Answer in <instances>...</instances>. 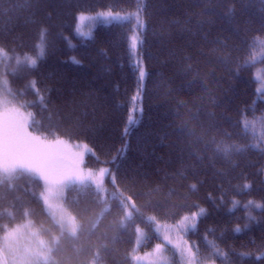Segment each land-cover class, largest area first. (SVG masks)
I'll return each mask as SVG.
<instances>
[{
    "label": "trees",
    "instance_id": "trees-1",
    "mask_svg": "<svg viewBox=\"0 0 264 264\" xmlns=\"http://www.w3.org/2000/svg\"><path fill=\"white\" fill-rule=\"evenodd\" d=\"M138 8L148 22L142 63L149 75L143 111L133 113L131 97L138 77L133 60L139 58L130 46L134 22L99 25L89 39L77 36L75 27L80 12L124 14ZM42 29H47L45 57L36 70L25 67L10 76L14 99L34 113L33 131L44 129L48 139L59 136L88 144L92 153L85 159L86 167H109L116 174L115 183L107 179L104 199L91 186L67 190L64 203L78 223L72 235L48 214L39 179L24 172L2 178L0 240L8 228L30 220L50 248L49 259L40 264H133L137 228L146 236L139 254L159 241L157 221L172 224L202 207L206 211L187 233L188 240L205 255L212 252L210 241L228 253L226 259L214 257L217 264H264V207L255 206L264 204V146L249 148L229 161L200 151L203 144L190 147L194 137L178 130L197 112L195 101L201 115L190 127L196 128V135L218 124L233 134L232 139L218 135L226 143H258L242 121L252 122L257 133L264 121V95H259L254 77L264 60L252 61L264 56L259 0L0 2V45L17 55H37ZM217 40L219 44L212 43ZM200 50L223 56L225 62L206 65ZM197 62L199 69L214 67L217 76L205 75L189 89L191 75L183 69ZM30 81L35 87H28ZM169 190L179 194L163 195ZM127 199L133 202L128 219ZM233 200L238 202L235 208ZM249 201L254 204L245 208ZM249 213L255 219L250 220ZM237 225L242 231H235ZM244 252L254 255H238Z\"/></svg>",
    "mask_w": 264,
    "mask_h": 264
},
{
    "label": "snow or ice",
    "instance_id": "snow-or-ice-1",
    "mask_svg": "<svg viewBox=\"0 0 264 264\" xmlns=\"http://www.w3.org/2000/svg\"><path fill=\"white\" fill-rule=\"evenodd\" d=\"M2 2V0H0ZM259 4L261 5V10L264 11V0H259ZM12 5L10 4L9 7ZM194 6H198L195 5ZM86 17V13L80 12L78 13V19L83 21ZM97 19H102L104 23L111 24L112 21H135V29L133 34L130 36V46L132 52L135 56L139 58H135L133 60V67L138 72L137 77V87L136 90L131 97L132 109L133 113L137 111H143L142 101L144 94V81L148 77L149 73L147 71V67L142 63L143 56L142 53L146 51L143 48L145 44L148 22L143 15L142 11L138 8V10L134 13H129L126 16L120 15V13L112 12V11H102L96 17ZM198 25L202 29L204 21H197ZM191 31V30H189ZM47 32V29L41 30V38L40 43L37 45L38 47V55L31 54H14L13 50L10 48H6L0 45V102L4 104L3 114L0 115V151L5 153H34L39 154L48 150L45 146H64L68 148L69 152H71L74 157V165L77 168L83 170V162L85 153L92 151L89 148L88 144H76L71 147L68 146V142L59 136H56L55 139H48L47 130L41 129L38 131H30V121L34 118V113L31 111L24 113L21 111V108L24 107L23 104L20 107H9V99L8 95L11 93V89L8 87L7 75L6 71L10 70L12 73H16L19 69V66L23 65L27 68L28 71H34L38 68L39 62L45 57L47 42L44 39V35ZM81 35L87 36L88 33H81ZM206 39V34H205ZM212 43L219 44L220 42L213 41ZM260 43L264 46V38L260 39ZM226 47V46H225ZM213 52L218 51V49H212ZM200 55L205 57L206 65H215L217 63H223L224 57H214L205 53L203 50H200ZM14 61L15 65H11L8 62ZM77 62V61H74ZM183 71L187 72L191 75V80L188 81V88L191 89L193 85L197 81L203 80L204 76H211L215 78L217 73L214 67H205L204 69H199V62L197 63H189L183 69ZM36 82L30 81L28 87H35ZM181 106L185 105L184 101L179 102ZM192 107L197 108V112L193 113L187 120H184L181 127L178 129L181 132H187L189 136H193L194 139L190 142V147H195L197 145L203 144L204 147L200 151L203 152H212L214 155H222L225 160H231L234 155H243L249 148H261L264 146V121L261 123V128L259 133H257L255 125L244 119L242 121L245 131L251 130L253 139L258 141V143L253 144H244V143H226L225 139H218V135H222L223 137H227L228 139L233 138V134H229L227 132H223L218 124L210 125L208 131L201 130L200 135H196V128L194 126L190 127L192 120H198L200 118L201 112L197 103L192 102ZM209 116L213 114L209 113ZM177 118H180L179 113H177ZM130 122L134 123L130 117ZM39 123V121H37ZM215 131L217 135H212V132ZM55 135V133H51ZM73 149H76L73 151ZM90 176L93 173L90 171L88 173ZM95 174L98 175L99 180L97 183H102L105 176L110 179H114L116 174L113 173L109 168L100 167L98 170H95ZM245 188H249L250 185L245 184ZM196 185H191L190 189L194 190ZM156 192H160L161 189L159 187H155ZM175 190H169L167 193H163V195H178ZM189 194H193L191 191ZM115 198V197H114ZM237 201L233 200V208L236 207ZM254 204L253 201H249L248 204L244 205L245 208H248L250 205ZM195 206V205H194ZM256 207H264V204H256ZM198 207V206H195ZM205 209L202 207H198V211L186 213L179 220L175 221L172 224H160L157 221V231L163 229L164 239L166 241L171 242V237L169 235L170 231H175L177 234V241L175 243V248L178 250L179 258L181 264H217L216 259L214 257L220 256L225 259L228 257V253L224 252L217 244L209 242L212 247V252L210 254L205 255L200 247L194 242L184 238L190 230H193L197 227V220L200 216L204 215ZM249 219H255L249 213ZM149 221H153L152 217L147 218ZM247 227V225H245ZM236 232L242 231L239 225L235 228ZM162 244H156L154 246L155 251L157 253L158 260H162L163 256L161 255ZM148 255H151L149 253ZM239 256H250L254 255L253 253L244 252L238 253ZM261 256H264V252L261 253ZM131 258L134 261H139L141 257L135 253L131 254ZM155 264V262H154Z\"/></svg>",
    "mask_w": 264,
    "mask_h": 264
},
{
    "label": "rangeland",
    "instance_id": "rangeland-1",
    "mask_svg": "<svg viewBox=\"0 0 264 264\" xmlns=\"http://www.w3.org/2000/svg\"><path fill=\"white\" fill-rule=\"evenodd\" d=\"M98 14H86L83 21H80L77 17L75 27L77 36L83 39H89L93 36L97 26L110 25L104 23L102 19H97L96 17ZM128 14L129 13H120L122 16ZM132 21L134 22V30H136L135 21ZM124 22L128 21H112L111 24ZM81 33H88V35L84 36L81 35ZM261 60H264V56H260V58L258 57V59H253L252 61L260 62ZM8 63L13 66L15 65L14 61H9ZM24 68L25 66L23 65L19 66L16 73H19ZM16 73H12L10 70L6 71L8 87L10 76ZM254 77L257 82L258 93L262 97L264 95V68L262 65L259 64L255 69ZM8 99L9 107H20L19 102L14 99L12 92L8 95ZM3 109L4 104L0 102V115L3 114ZM21 111L24 113L29 112L24 108H21ZM31 124L32 121H30V131H33L31 129ZM67 142L69 147L76 144H82ZM45 147L48 150L39 154L5 153L0 151V179L9 178L17 172L28 173L39 179L43 184L42 200L48 214L63 228V230L72 235H76L78 230L77 220L64 203L67 190L75 185L81 187L91 186L96 189L101 199H104L106 197L107 179L109 177L105 176L102 183H97L99 177L95 174L96 169L86 167L85 159L92 153V151L85 153L82 165L83 170H81L74 165V157L71 152H69L68 148L55 145ZM75 150L76 149H73V151ZM37 158L39 160H37ZM90 171L93 173L92 176L88 174ZM110 180L112 183H115V178ZM125 202L128 203L126 205V218L128 219L132 214L131 206L133 202L131 199H127ZM154 230L157 233L159 241L155 243L150 250L139 253L138 255L141 259L139 261H134L133 264H154V262L155 264H181L178 250L175 248V243L178 242L176 232H169L171 237V242H169L164 239L163 229L157 231V223L154 225ZM145 238V231L140 227L137 228L136 242L134 246L136 254L145 244ZM184 238L187 239V234L184 235ZM158 243L164 246L161 252V255L163 256L162 260H158L154 248ZM149 253H151V255H148ZM49 257L50 248L44 239L38 234L30 220L8 228L0 240V264H40L41 262L48 260Z\"/></svg>",
    "mask_w": 264,
    "mask_h": 264
},
{
    "label": "bare ground",
    "instance_id": "bare-ground-1",
    "mask_svg": "<svg viewBox=\"0 0 264 264\" xmlns=\"http://www.w3.org/2000/svg\"><path fill=\"white\" fill-rule=\"evenodd\" d=\"M38 157V156H37ZM38 159V158H37Z\"/></svg>",
    "mask_w": 264,
    "mask_h": 264
},
{
    "label": "flooded vegetation",
    "instance_id": "flooded-vegetation-1",
    "mask_svg": "<svg viewBox=\"0 0 264 264\" xmlns=\"http://www.w3.org/2000/svg\"><path fill=\"white\" fill-rule=\"evenodd\" d=\"M51 156H52V154H51Z\"/></svg>",
    "mask_w": 264,
    "mask_h": 264
}]
</instances>
